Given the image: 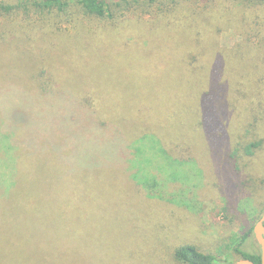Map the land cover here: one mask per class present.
I'll use <instances>...</instances> for the list:
<instances>
[{
    "label": "rangeland",
    "instance_id": "obj_1",
    "mask_svg": "<svg viewBox=\"0 0 264 264\" xmlns=\"http://www.w3.org/2000/svg\"><path fill=\"white\" fill-rule=\"evenodd\" d=\"M191 1L197 0H185L182 5ZM224 1L219 0L220 6ZM231 5L244 9L238 2L231 1ZM180 12L186 11L180 9ZM35 18L31 15L30 24L25 26L1 20L0 32L13 38L10 45L19 50L10 52L7 58L5 42H0V84L8 76L27 82L29 66L19 59L26 53L41 61L49 53L59 59H69L70 52L72 56L81 53L87 59L80 60L109 66L105 78L114 83L109 87V94L112 96L115 92L114 99L117 98L108 105L114 115L106 119L105 129L98 133L97 128H89L95 131V136L99 135L98 150L90 152L88 160L81 158L77 171L89 173L97 184L100 200L94 208L102 214L98 218L101 226L95 229L93 226L85 246L82 243L65 255V264H184L176 261L174 250L188 245L217 255L215 264H228L229 254L235 262L237 255L232 249L239 236L253 227L264 212L263 127L252 121L257 116L251 112L255 107L250 102L252 98L244 101L233 96L234 92L245 90L244 82L252 77L253 61L247 60L244 43L234 50H220L204 40L198 48H206L207 55L199 60L197 70L187 74L181 69L185 56L179 58L184 47L181 40L162 47L160 40L146 38L147 29L136 32L132 25L123 22L118 24L121 30L125 27L120 33L123 39L118 33L115 38L109 34L111 44H120L118 52L110 53V47H104L97 38L106 37L108 29L115 32L118 29L109 28L105 22L78 16L68 24L64 16L61 23L67 24L69 30L57 31L58 21L45 16L44 20L34 22ZM146 39L149 47L141 51L138 65V49ZM241 39L239 32L229 25L219 29L216 35V41L223 48L232 49ZM163 51L170 53L166 59L158 58L159 67L150 74L147 58ZM222 64L225 75L218 74ZM68 75L87 80L81 71H70ZM1 87L5 86L0 85V90ZM137 101L145 104L137 106ZM114 103L116 106L112 108ZM237 106L241 111L231 112L228 120L227 113ZM146 112L150 116L140 124L138 118ZM79 122L72 121L81 129ZM137 132L136 139L145 137L148 143L145 144L147 155L134 159L137 167L134 171L131 167L134 154H129V148L137 144L129 138ZM256 141L261 144L254 149V154H244L243 146ZM149 144L153 149L162 145L165 155L174 161L159 151L156 156L151 154ZM234 149L237 152L232 157ZM35 157L34 166L41 165L43 156ZM4 165L7 166L4 168ZM0 169L7 170L6 183L13 187H17L16 176L21 185L33 174L28 166H14L10 161L5 164L3 159ZM99 235L98 240L91 241L90 237ZM248 239L247 249L258 253L253 233Z\"/></svg>",
    "mask_w": 264,
    "mask_h": 264
},
{
    "label": "trees",
    "instance_id": "obj_2",
    "mask_svg": "<svg viewBox=\"0 0 264 264\" xmlns=\"http://www.w3.org/2000/svg\"><path fill=\"white\" fill-rule=\"evenodd\" d=\"M183 1L1 0L0 25L1 20L7 19V23L17 22L25 26L30 24L31 15H35L34 22L42 21L46 16L51 21H58L55 25L57 31H68L69 26L61 23L64 16L68 24L78 16L95 18L107 23L109 28L118 29L117 32L108 29L106 37L102 40L97 38L104 47H110V53H113L119 51L120 44H111L109 34L115 38L118 33L122 38L120 33L125 27L121 30L118 24L124 22L132 25L130 27L136 32L147 29L146 38L160 40L162 47L172 44L174 40H181L184 47L179 58L185 56L181 69L187 74L197 70L199 60L207 55L206 48H198L204 44V40L220 50H234L244 43L243 51L246 52L247 60L253 61L254 68L250 64L252 77L244 82L245 90H238L233 96H239L244 101L252 98L250 102H254L255 107L251 108V112L257 114L252 121L255 125H262L264 133V60H261L262 57L264 59V0H226L229 5L224 1L222 6L219 0H197L188 5H182ZM231 1L242 4L244 9L232 6ZM180 9L186 12H180ZM227 25L234 27L242 38L232 49L223 48L216 41L217 31ZM2 41L5 42V57L19 50L10 45L13 38L4 31L0 32ZM144 42L138 49V65L141 51L149 47V41L146 39ZM169 53L163 51V54L147 58L150 59L147 65L150 66V74L157 71L158 58L166 59ZM26 54L19 59L29 66L28 84L26 79L16 76H8L0 84L5 86L0 90V161L3 159L5 164L10 161L14 166H28L33 172L21 185L16 176L17 187H13L6 183L7 170L3 172L0 169V264H65V255L81 247L82 243L85 246L86 237L94 231L93 226L94 229L101 226L98 219L101 212L94 208L96 201L100 200L97 184L89 173L77 171L80 159L88 160V154L98 150L99 135L95 136V131L89 128H97L98 133L105 129L108 123L106 119L114 115L108 105L117 98L114 99L115 92L112 96L109 94V87L114 83L105 78L108 65L100 67L94 62L80 60L87 59L81 53H73L72 56L70 52L69 59H59L49 53V57L43 61ZM70 71L85 73L87 80L70 78ZM225 72L223 64L220 65L218 74L225 75ZM132 86L135 84L132 83ZM141 104L145 102L137 101L136 105ZM115 106L114 103L112 108ZM240 109L238 106L231 108L227 113L228 120L231 112ZM149 116L148 112L144 113L138 118L139 123H145L143 119ZM235 119L233 117V121ZM72 121H80L77 124L81 125V129ZM136 135L138 132L129 138L137 144L129 148V154H134L131 165L134 171L137 169L134 159L139 155H147L145 144L148 143L145 137L136 139L139 138ZM260 144L261 141H256L243 146V153L254 154V149ZM149 145L151 154L156 156L159 151L163 157L172 160L165 155L162 145L159 144V149ZM99 146L103 148L101 144ZM236 150L230 154L232 157ZM37 155L43 156V163L34 166ZM126 164L129 166L128 161ZM252 228H247L239 236L232 249L237 255L235 262L245 258L260 264V251L251 252L246 247ZM100 235L97 238L90 237L91 241L98 240ZM174 258L184 264H215L218 260L217 255L198 251L189 245L176 248ZM227 262L234 263L230 254Z\"/></svg>",
    "mask_w": 264,
    "mask_h": 264
},
{
    "label": "water",
    "instance_id": "obj_3",
    "mask_svg": "<svg viewBox=\"0 0 264 264\" xmlns=\"http://www.w3.org/2000/svg\"><path fill=\"white\" fill-rule=\"evenodd\" d=\"M252 232L260 250V264H264V212L261 214L260 218L253 225ZM233 264H254V263L249 259L242 258L237 260Z\"/></svg>",
    "mask_w": 264,
    "mask_h": 264
},
{
    "label": "flooded vegetation",
    "instance_id": "obj_4",
    "mask_svg": "<svg viewBox=\"0 0 264 264\" xmlns=\"http://www.w3.org/2000/svg\"><path fill=\"white\" fill-rule=\"evenodd\" d=\"M253 233V232H252Z\"/></svg>",
    "mask_w": 264,
    "mask_h": 264
}]
</instances>
